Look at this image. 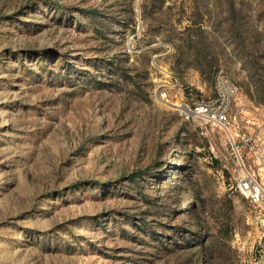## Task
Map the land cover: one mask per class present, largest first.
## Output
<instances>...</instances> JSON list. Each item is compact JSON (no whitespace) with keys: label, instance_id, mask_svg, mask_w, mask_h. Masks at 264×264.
Listing matches in <instances>:
<instances>
[{"label":"rangeland","instance_id":"obj_1","mask_svg":"<svg viewBox=\"0 0 264 264\" xmlns=\"http://www.w3.org/2000/svg\"><path fill=\"white\" fill-rule=\"evenodd\" d=\"M219 70L264 189V0H0V264H264Z\"/></svg>","mask_w":264,"mask_h":264},{"label":"built area","instance_id":"obj_2","mask_svg":"<svg viewBox=\"0 0 264 264\" xmlns=\"http://www.w3.org/2000/svg\"><path fill=\"white\" fill-rule=\"evenodd\" d=\"M216 94L207 99L195 100L184 106L187 118L197 117L202 123L218 127L226 136L228 145L236 159L239 169L236 187L253 205L262 206L264 189L258 179L246 170L243 154L256 149V140L246 132L239 131L232 121L235 99L240 91L239 86L228 78L223 70L215 76ZM167 99V93H161Z\"/></svg>","mask_w":264,"mask_h":264},{"label":"trees","instance_id":"obj_3","mask_svg":"<svg viewBox=\"0 0 264 264\" xmlns=\"http://www.w3.org/2000/svg\"><path fill=\"white\" fill-rule=\"evenodd\" d=\"M95 13L94 14H98V12L94 11ZM93 13V12H92Z\"/></svg>","mask_w":264,"mask_h":264}]
</instances>
